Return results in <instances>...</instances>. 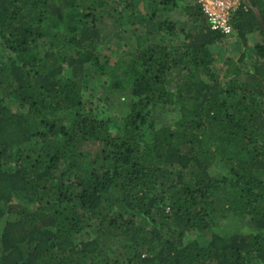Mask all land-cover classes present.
<instances>
[{
  "label": "trees",
  "instance_id": "trees-1",
  "mask_svg": "<svg viewBox=\"0 0 264 264\" xmlns=\"http://www.w3.org/2000/svg\"><path fill=\"white\" fill-rule=\"evenodd\" d=\"M247 1L232 35L261 40L221 79L229 38L195 0H0V264H264V1ZM180 4L194 32L161 20ZM111 25L145 32L112 65ZM91 74L127 93L123 118L87 109Z\"/></svg>",
  "mask_w": 264,
  "mask_h": 264
},
{
  "label": "rangeland",
  "instance_id": "rangeland-1",
  "mask_svg": "<svg viewBox=\"0 0 264 264\" xmlns=\"http://www.w3.org/2000/svg\"><path fill=\"white\" fill-rule=\"evenodd\" d=\"M183 8L184 4H180L176 10L172 11L170 14H165L160 18L161 20L169 19L170 21L176 23L178 27L184 29V32L186 33L194 32V30H192L193 27L191 26L192 22L185 15ZM124 26L125 25H123L121 31H119L118 29L115 30L112 25L107 30V36L111 38V49L108 51L105 47L102 53L103 56H106L110 65L117 61V59L124 53H132L137 47L135 36L141 37L145 34L142 28L140 30H127V28H125ZM228 38V43H226L227 48L225 50H223L224 47L211 48V51L214 53L213 55H215L216 59L220 58L222 56V53H225L224 57H226L227 59V62L222 64V67H220L222 68V71L219 74L221 79L225 76L226 71L231 68L229 66L232 65V63H237L238 58L241 55L244 54L249 59L253 57V54L250 51L252 50L253 46L259 42V35L257 34L248 36V43L246 46H244L242 42L233 35L229 36ZM172 44L176 45V41H173ZM220 82L223 83L224 81L220 80ZM104 84L105 86H102ZM88 88L89 89L83 92V100H85V102L87 100L90 101V105L89 107H87V109H93L95 113L98 114L100 119H111L113 121L120 120L127 113V103L129 100L127 97V93L108 90L106 79L94 76ZM159 117L161 118L157 119L158 123L160 122L163 125H171L174 121V117H177V113L161 115ZM234 222L237 224L243 223L241 221L239 222V220H236Z\"/></svg>",
  "mask_w": 264,
  "mask_h": 264
},
{
  "label": "built area",
  "instance_id": "built-area-1",
  "mask_svg": "<svg viewBox=\"0 0 264 264\" xmlns=\"http://www.w3.org/2000/svg\"><path fill=\"white\" fill-rule=\"evenodd\" d=\"M241 1L195 0V4L199 7L211 31L229 37L233 33L230 20L232 15L239 9Z\"/></svg>",
  "mask_w": 264,
  "mask_h": 264
},
{
  "label": "water",
  "instance_id": "water-1",
  "mask_svg": "<svg viewBox=\"0 0 264 264\" xmlns=\"http://www.w3.org/2000/svg\"><path fill=\"white\" fill-rule=\"evenodd\" d=\"M246 4H248L249 6H250V4H249V2L247 1V0H243ZM253 11L255 12V14L257 15V12L255 11V9H253ZM257 17H258V19L260 20V18H259V15H257ZM261 21V20H260ZM263 33H264V31H263Z\"/></svg>",
  "mask_w": 264,
  "mask_h": 264
},
{
  "label": "crops",
  "instance_id": "crops-1",
  "mask_svg": "<svg viewBox=\"0 0 264 264\" xmlns=\"http://www.w3.org/2000/svg\"><path fill=\"white\" fill-rule=\"evenodd\" d=\"M241 2L245 3L243 0H242ZM245 4H246V3H245ZM248 6H249V5H248ZM257 15H258V13H257ZM256 34L259 35L258 32H256L255 35H256ZM260 40H261V37H260V35H259V41H260Z\"/></svg>",
  "mask_w": 264,
  "mask_h": 264
}]
</instances>
